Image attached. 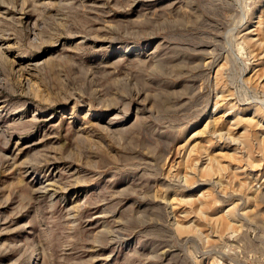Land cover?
<instances>
[{
  "label": "rangeland",
  "instance_id": "374dc122",
  "mask_svg": "<svg viewBox=\"0 0 264 264\" xmlns=\"http://www.w3.org/2000/svg\"><path fill=\"white\" fill-rule=\"evenodd\" d=\"M0 264H264V0H0Z\"/></svg>",
  "mask_w": 264,
  "mask_h": 264
},
{
  "label": "bare ground",
  "instance_id": "6f19581e",
  "mask_svg": "<svg viewBox=\"0 0 264 264\" xmlns=\"http://www.w3.org/2000/svg\"><path fill=\"white\" fill-rule=\"evenodd\" d=\"M223 132V131H222ZM225 132V131H224ZM246 142H247V138H246ZM248 143V142H247ZM218 162V165L220 164V166H223L225 164H221V162L219 161V158L215 159Z\"/></svg>",
  "mask_w": 264,
  "mask_h": 264
}]
</instances>
